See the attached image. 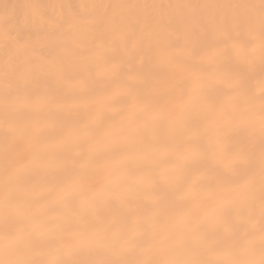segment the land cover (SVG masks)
Instances as JSON below:
<instances>
[{"label": "bare ground", "instance_id": "bare-ground-1", "mask_svg": "<svg viewBox=\"0 0 264 264\" xmlns=\"http://www.w3.org/2000/svg\"><path fill=\"white\" fill-rule=\"evenodd\" d=\"M0 264H264V0H0Z\"/></svg>", "mask_w": 264, "mask_h": 264}]
</instances>
